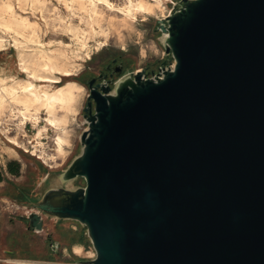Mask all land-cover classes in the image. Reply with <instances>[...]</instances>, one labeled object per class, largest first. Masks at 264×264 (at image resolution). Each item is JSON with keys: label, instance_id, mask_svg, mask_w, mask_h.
I'll return each instance as SVG.
<instances>
[{"label": "water", "instance_id": "water-1", "mask_svg": "<svg viewBox=\"0 0 264 264\" xmlns=\"http://www.w3.org/2000/svg\"><path fill=\"white\" fill-rule=\"evenodd\" d=\"M158 23L173 67L86 82L81 151L27 228L79 223L80 264H264V0H178Z\"/></svg>", "mask_w": 264, "mask_h": 264}, {"label": "bare ground", "instance_id": "bare-ground-1", "mask_svg": "<svg viewBox=\"0 0 264 264\" xmlns=\"http://www.w3.org/2000/svg\"><path fill=\"white\" fill-rule=\"evenodd\" d=\"M55 1L57 4L52 0H0V28L11 37L17 68L24 74L23 77L6 74L0 69V129L8 132L4 117L19 112L18 125L22 127L28 121L33 124L36 128L33 138L41 146L46 160L64 157L66 147L70 145V125L76 121L79 99L85 89L83 84L71 78L80 71L83 61L91 59L90 39L96 35L103 36L97 46V51H100L110 38L112 26L116 29L130 28L138 16L145 20L165 8L163 0H124L123 6L118 7L111 0ZM59 6L69 12L68 19L62 15ZM26 9L33 14L37 10L41 12L46 24L51 25L56 34L68 35L71 42L61 39L44 41L40 23L27 15ZM51 10L56 15L49 24L44 12ZM104 10L111 13L107 14ZM119 16L121 19L116 20ZM76 17L79 22H74ZM6 41L0 35V51L7 48ZM49 126L56 131L54 153H47L44 149L43 138ZM7 137L19 146L15 137ZM7 152L18 154L11 146H8ZM73 251L85 257L93 255V252L85 251L80 243L73 245ZM14 263L47 264L37 260H16Z\"/></svg>", "mask_w": 264, "mask_h": 264}, {"label": "rangeland", "instance_id": "rangeland-1", "mask_svg": "<svg viewBox=\"0 0 264 264\" xmlns=\"http://www.w3.org/2000/svg\"><path fill=\"white\" fill-rule=\"evenodd\" d=\"M52 1L57 4L55 0ZM177 1L178 0H163L165 7L163 12L158 10L155 14L147 16L145 20L143 17L138 16V18L132 22L130 28L121 27L116 29L112 26L110 29V38L100 51H97V46L99 41L104 39L103 36L96 35L90 39L91 59L83 61L80 71L72 77V79L83 84L85 89L79 99L78 110L75 115L76 121L70 125V145L66 147L67 150L64 157L59 156L58 158L50 159L52 161H46L52 164L53 169H49L45 166L43 160L37 159V157L23 150V148H26L23 135L27 132V128L29 129L30 138L34 140L33 133L36 131V128L33 124L28 121L27 128H25V124L20 127L18 125L19 118L21 117L19 112H15L14 116H11L10 112H8L10 115L4 117L9 129L7 128L8 132H4L0 129V170H2L1 164L5 163L8 165L9 162H15L21 167V171L19 170L18 175H12L8 172L5 174L6 179L0 181V264H16L11 262L17 260L14 256L17 251L20 253L25 252L24 255L28 256L26 259L30 261L37 260L51 263L61 262L77 264L79 260H90V258H88L89 256L77 255L73 251V245L80 243L85 251L93 252L92 244L88 236L84 233L85 228L76 221L46 217L44 219L43 231H29L28 234V231H24V227L19 219L22 216H27L29 212H31V202L33 199L39 198L44 189L50 186L47 182L43 181L44 173L50 172L54 174L62 171L81 151L80 135L87 127L84 117V107L86 106L89 94L86 86L87 77H85L84 72L91 69L97 73L100 69L98 64L100 60L107 61L114 55H122L126 58V74H129L132 70L141 69L146 66L147 69L156 68L162 61L169 62L170 57L168 55L162 56L165 53L162 44L164 33L160 31L158 21L164 19L169 14ZM111 2L117 7L123 6L124 4V0H111ZM16 8L21 12L17 4ZM59 8L61 9L62 15L68 19L69 12L62 6H59ZM26 10L28 11L27 15L40 23L43 30L41 37L44 41L61 39L65 42H71L68 35L63 36L56 34L52 30L51 25L46 24L41 12L37 10L33 14L30 9ZM104 11L107 14L111 13L109 10ZM44 15L49 24H51V22L54 21L53 17L56 13L51 10L45 11ZM74 19V22H79L77 17ZM120 19L121 16L116 17V20ZM0 35L7 39V44L5 45L7 48L0 51V69L2 68L6 74H16L23 77L24 74L18 70L16 65V50L13 46V42L10 41L11 37L1 28ZM63 80H67V78ZM7 135L9 137H15L20 143L19 146L10 143L8 141L10 138H8ZM55 135V129L49 126L43 138L44 149L47 153L55 152ZM8 146L14 147L18 154H9L7 152ZM2 171L4 172L5 170L3 169ZM14 184L23 187L21 194L14 189ZM72 184H84V180L78 178L73 181ZM23 232L27 233L24 238L22 235ZM45 240L48 242L51 240L53 242L58 241L59 246L57 251L49 247L48 244L45 246ZM66 248H68V250H66Z\"/></svg>", "mask_w": 264, "mask_h": 264}, {"label": "flooded vegetation", "instance_id": "flooded-vegetation-1", "mask_svg": "<svg viewBox=\"0 0 264 264\" xmlns=\"http://www.w3.org/2000/svg\"><path fill=\"white\" fill-rule=\"evenodd\" d=\"M98 64H99L100 69L98 70L97 73H95L91 69L90 70H86L84 72L85 77H87L86 78V82L88 80H90L92 77H96V79H95V81L93 83V86H96L98 83H101L104 79H107V80L113 79V80H115L118 77V75L116 74V71L121 69L122 72H125V70L127 69V67H126L127 60L122 55H114L111 58H109L107 61H104V60L101 59ZM138 71H144L145 73H147L148 72L147 66L143 67L141 69L132 70L133 73L138 72ZM86 86H87V89L89 91V85L87 84ZM54 244L55 243L52 242L51 246H52L53 250L57 251L58 247H55ZM11 263H14V262H11ZM46 263L47 264H67V263H61V262H56V263L46 262ZM69 264H76V263H69Z\"/></svg>", "mask_w": 264, "mask_h": 264}, {"label": "built area", "instance_id": "built-area-1", "mask_svg": "<svg viewBox=\"0 0 264 264\" xmlns=\"http://www.w3.org/2000/svg\"><path fill=\"white\" fill-rule=\"evenodd\" d=\"M166 54L164 53L162 56L164 57ZM167 56V55H166ZM166 64H168L170 67H173L174 65V60L172 58H170V61L169 62H166ZM158 73V66L156 68H151V69H148V72H147V76H154V74ZM27 122L25 123V128H27ZM23 138H24V144L26 145V148H23L24 151L26 152H29L32 156H35L37 157V159H41L43 160V163L45 166H47L49 169H53V166L52 164H49L48 162H46L47 160H50V159H47L45 160L42 156V152H41V146H39V144L36 142V139H31L30 138V135H29V129L27 128V132L24 133L23 135ZM8 141L10 142V140L8 139ZM12 143V142H10ZM52 161V160H50ZM55 162V161H53ZM63 162V161H61ZM86 235V229H85V232H84ZM92 251H93V255L92 256H89L88 258H90V260H93L96 258V253H95V250L92 246ZM77 264H80V263H77Z\"/></svg>", "mask_w": 264, "mask_h": 264}, {"label": "crops", "instance_id": "crops-1", "mask_svg": "<svg viewBox=\"0 0 264 264\" xmlns=\"http://www.w3.org/2000/svg\"><path fill=\"white\" fill-rule=\"evenodd\" d=\"M16 161V160H15ZM19 163V162H18ZM2 165V170L4 169L5 171H4V174H7L8 173V170H7V164H1ZM19 167V166H18ZM19 170L21 171V167H19ZM13 175V174H12ZM14 189L17 191V192H19V194H21V190H23V187H21V186H18V185H16V184H14ZM16 196V195H15ZM19 221L22 223V226L24 227V231L26 230V231H28L27 233L29 234V231H32V230H29L28 228H27V224H26V222H25V216H22L20 219H19ZM27 233H25V232H23L22 233V235H23V238L25 237V235H27ZM46 244H48V246L49 247H52L51 246V244H50V242H48L47 240H45V242H44V245L45 246H47ZM66 250H68V248H66ZM17 253V254H16ZM15 254H14V256L16 257L15 259H18V260H28V259H26V258H28V256H25L24 255V253L25 252H22V253H20L19 251H17ZM26 254H28V253H26Z\"/></svg>", "mask_w": 264, "mask_h": 264}, {"label": "trees", "instance_id": "trees-1", "mask_svg": "<svg viewBox=\"0 0 264 264\" xmlns=\"http://www.w3.org/2000/svg\"><path fill=\"white\" fill-rule=\"evenodd\" d=\"M72 79V78H71ZM75 80V79H73ZM7 170L13 175H18L19 174V167L17 163L15 162H9L7 165ZM5 178V174L2 170H0V181H3Z\"/></svg>", "mask_w": 264, "mask_h": 264}]
</instances>
